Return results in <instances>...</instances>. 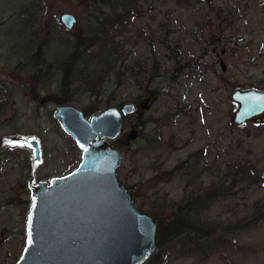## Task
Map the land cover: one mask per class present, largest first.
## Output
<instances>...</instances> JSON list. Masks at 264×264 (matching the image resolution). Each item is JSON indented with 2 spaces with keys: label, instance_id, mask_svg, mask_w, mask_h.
<instances>
[{
  "label": "rangeland",
  "instance_id": "rangeland-1",
  "mask_svg": "<svg viewBox=\"0 0 264 264\" xmlns=\"http://www.w3.org/2000/svg\"><path fill=\"white\" fill-rule=\"evenodd\" d=\"M133 5L139 15L115 39L128 59L118 61L120 71L106 73L85 54L70 59L79 34L83 44L96 43L91 51L99 45L94 0H0V142L16 141L0 146V264H15L25 246L31 173L48 180L62 171L61 159L66 172L81 160V149L54 116L56 105H72L89 118L142 98L148 109L139 110L140 119L137 113L124 119L126 142L117 146L118 178L138 208L171 220L189 192L198 195L178 167L188 158L200 169L212 164L201 178L207 193L218 182L230 187L202 214L213 228L208 253L170 241L143 264H264V122H231L232 92L264 89V0ZM63 12L76 17L71 30L59 21ZM131 121L138 125L134 139L127 138ZM31 136L41 144L39 164L17 142ZM256 217L261 221L252 222Z\"/></svg>",
  "mask_w": 264,
  "mask_h": 264
},
{
  "label": "water",
  "instance_id": "water-1",
  "mask_svg": "<svg viewBox=\"0 0 264 264\" xmlns=\"http://www.w3.org/2000/svg\"><path fill=\"white\" fill-rule=\"evenodd\" d=\"M59 21L67 30L76 17L63 12ZM237 126L264 122V89H235ZM138 104L108 106L91 117L69 104L56 105L54 116L81 149V160L68 174L49 182H27L30 210L25 246L15 264H143L157 248L158 222L141 211L119 180L122 152L113 141L124 132V119L148 109ZM136 137L134 129L127 138ZM34 163L41 161L38 138L27 140Z\"/></svg>",
  "mask_w": 264,
  "mask_h": 264
},
{
  "label": "trees",
  "instance_id": "trees-1",
  "mask_svg": "<svg viewBox=\"0 0 264 264\" xmlns=\"http://www.w3.org/2000/svg\"><path fill=\"white\" fill-rule=\"evenodd\" d=\"M141 1L144 0H94V3L99 5L97 10L100 12L97 25L99 24L101 29L94 33L97 36V39L100 40L99 45L94 51H91V47L95 46L96 43L83 44L84 39L82 35L79 34L75 43V49L70 58L71 61L75 62L76 59L79 60L80 57L85 54L87 55L86 57L89 65H92L95 68L101 67L106 73H109L111 70H116L122 63L127 61L128 56L123 48V44L119 42L118 45H116L115 39L118 35L122 34L120 28H126L131 19H134V17L139 15L138 8L137 6H134L133 3H139ZM101 34L106 38L100 39L98 36H102ZM118 61L120 65L118 64ZM94 67L92 68L93 70H89L91 73L97 70ZM148 71L150 73L152 72L150 69H148ZM103 82L104 81L101 82V85ZM116 84L117 86H120L123 82L118 81ZM122 135L113 141L116 146L122 145L126 142ZM189 162L190 159L188 158L180 162L178 167H185L187 184L195 185L198 189V195L189 192L184 202L174 208V215L171 220H164L155 217L158 222L156 234L157 247L163 248L166 243L170 241L174 244L181 241L190 251H195L196 253L198 251L201 253H208L211 249L209 237L213 232V228L207 222L202 221V214L208 204L225 194L230 187L225 186L224 182H218L214 185L213 192L210 194L207 193L201 186V178L203 172L211 169L212 164L200 169L197 162ZM253 168L254 165L248 162L244 169L248 175H251ZM222 177H224L225 180V176L223 175ZM263 219L264 217L261 218V220ZM261 220L256 217L252 222L257 223Z\"/></svg>",
  "mask_w": 264,
  "mask_h": 264
},
{
  "label": "flooded vegetation",
  "instance_id": "flooded-vegetation-1",
  "mask_svg": "<svg viewBox=\"0 0 264 264\" xmlns=\"http://www.w3.org/2000/svg\"><path fill=\"white\" fill-rule=\"evenodd\" d=\"M20 87L22 88L23 87V83H20ZM30 99L31 100H35L36 99V95L35 94H31V96H30ZM58 104H62V103H58ZM57 104V105H58ZM123 104V103H122ZM122 104H118V105H116V106H118V107H120ZM139 112V110L138 111H136V112H134V113H132V114H130L129 116L130 117H132V116H134L136 113L138 114L137 115V117L138 118H141V113H138ZM128 116V117H129ZM137 123L136 122H134V121H131L130 123H129V128H130V130H132V129H134L135 131H136V129H137ZM135 138V137H134ZM133 138V139H134ZM27 140H28V138L26 139V140H22V141H17V142H19L18 144H21V147H23V146H25L28 150H30L29 149V147H28V145H27ZM38 141H39V139H38ZM12 142H15L16 143V141H6V142H0V146H2V145H9V146H12L11 144H12ZM114 143V142H113ZM23 145V146H22ZM39 148H40V152H41V161L39 162V163H41L42 162V160H43V156H42V154H43V151H42V148H41V144H40V141H39ZM30 152H31V150H30ZM65 157V156H64ZM33 161V160H32ZM61 162H59V164H61V166H60V170H62L59 174L58 173H55L53 176H51L48 180H46V179H44V178H41V179H39V180H35V173L34 172H32L31 173V176H30V179L29 180H31V181H33V183H38V182H41V181H46V182H49L50 181V179H52V178H54V177H60V176H64V175H66V174H68V173H70V171L68 172H66V171H64L65 170V168H66V166H67V164H66V161L63 159H61L60 160ZM34 163V162H33ZM39 163H34V164H39ZM0 166H1V164H0ZM28 180V181H29ZM27 181V182H28ZM26 189H27V191H28V193H29V201H30V190H29V187H28V184H26ZM30 203H31V201H30Z\"/></svg>",
  "mask_w": 264,
  "mask_h": 264
}]
</instances>
